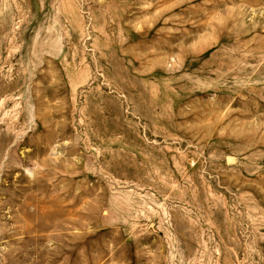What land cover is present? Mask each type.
Returning <instances> with one entry per match:
<instances>
[{"label": "rangeland", "instance_id": "obj_1", "mask_svg": "<svg viewBox=\"0 0 264 264\" xmlns=\"http://www.w3.org/2000/svg\"><path fill=\"white\" fill-rule=\"evenodd\" d=\"M0 264H264V0H0Z\"/></svg>", "mask_w": 264, "mask_h": 264}]
</instances>
